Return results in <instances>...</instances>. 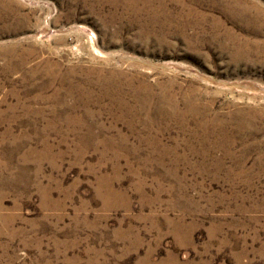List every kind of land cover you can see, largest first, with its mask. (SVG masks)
Instances as JSON below:
<instances>
[{"label":"rangeland","instance_id":"1","mask_svg":"<svg viewBox=\"0 0 264 264\" xmlns=\"http://www.w3.org/2000/svg\"><path fill=\"white\" fill-rule=\"evenodd\" d=\"M0 264H264V0H0Z\"/></svg>","mask_w":264,"mask_h":264}]
</instances>
